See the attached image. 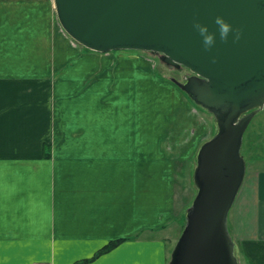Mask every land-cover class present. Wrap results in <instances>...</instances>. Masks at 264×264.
<instances>
[{"label": "crops", "instance_id": "obj_1", "mask_svg": "<svg viewBox=\"0 0 264 264\" xmlns=\"http://www.w3.org/2000/svg\"><path fill=\"white\" fill-rule=\"evenodd\" d=\"M130 51L77 43L54 0H0V264H169L187 207L165 147L194 105ZM250 163L228 224L240 264H264V163Z\"/></svg>", "mask_w": 264, "mask_h": 264}, {"label": "water", "instance_id": "obj_2", "mask_svg": "<svg viewBox=\"0 0 264 264\" xmlns=\"http://www.w3.org/2000/svg\"><path fill=\"white\" fill-rule=\"evenodd\" d=\"M59 21L82 45L161 53L193 74L173 79L210 111L216 133L198 149L197 194L169 264H240L228 216L246 173L244 133L264 108V0H54ZM223 15L241 33L204 48L194 27Z\"/></svg>", "mask_w": 264, "mask_h": 264}, {"label": "rangeland", "instance_id": "obj_3", "mask_svg": "<svg viewBox=\"0 0 264 264\" xmlns=\"http://www.w3.org/2000/svg\"><path fill=\"white\" fill-rule=\"evenodd\" d=\"M130 52H137L138 54L132 56L135 58H141L146 60L144 61L145 67L141 68L140 71H137L143 76H150L149 79L151 80L156 79L157 82L171 80L173 82V79H178L180 82H184L186 78H188V76L191 74V70L185 68L184 66L180 67L167 63L163 59L161 53H154L152 51L142 50H134ZM156 88L157 83H150L149 88L147 89L148 91L150 89L153 91ZM186 97H188L187 99L191 103V105L194 104V106H192V113L188 114V118L186 119V121L182 122L186 123L182 125H185L184 128H186L187 130H184L182 127L181 129L183 130L180 132L179 139L175 141V143L173 142L172 145L165 147L167 157L169 158L170 162L173 163V173H176L175 197L177 212H179L183 207L189 208L194 197L196 196L197 187L194 183L193 177L194 169L196 166V154L201 143L207 138L212 137L217 130L214 115L207 109L203 108L201 105L192 102L189 96ZM196 115L198 118H196ZM190 117H192L193 120H191ZM188 121L189 124H187ZM190 121H192V123H190ZM194 122H196V126ZM200 124H202L204 127L201 126L200 128ZM192 126L195 127V131L191 129ZM197 126L199 128H197ZM173 133L177 134L178 131L174 130L172 134ZM197 142L200 143L198 144ZM195 144L196 147L194 148ZM242 154L246 159L247 166H251L250 162L257 165H261L262 161L264 163V109L259 111L253 117L244 133ZM157 170L158 166L156 165V171ZM165 171V173H170V164L165 168ZM185 224L186 217L185 219H182V222L180 223L178 228L175 229L174 233H165V236L169 238L170 245L172 244L173 247L176 245L179 236L181 235L184 229Z\"/></svg>", "mask_w": 264, "mask_h": 264}, {"label": "clouds", "instance_id": "obj_4", "mask_svg": "<svg viewBox=\"0 0 264 264\" xmlns=\"http://www.w3.org/2000/svg\"><path fill=\"white\" fill-rule=\"evenodd\" d=\"M194 27L198 31L204 48L212 49L217 40L227 41L230 37L239 39L241 35L238 29H235L233 24L223 15H217L212 24L196 20Z\"/></svg>", "mask_w": 264, "mask_h": 264}, {"label": "trees", "instance_id": "obj_5", "mask_svg": "<svg viewBox=\"0 0 264 264\" xmlns=\"http://www.w3.org/2000/svg\"><path fill=\"white\" fill-rule=\"evenodd\" d=\"M118 242L117 241H112L111 243H108L104 248L101 249L100 252H106L107 250H110L113 248Z\"/></svg>", "mask_w": 264, "mask_h": 264}, {"label": "flooded vegetation", "instance_id": "obj_6", "mask_svg": "<svg viewBox=\"0 0 264 264\" xmlns=\"http://www.w3.org/2000/svg\"><path fill=\"white\" fill-rule=\"evenodd\" d=\"M190 75H192V73H191ZM190 75H189V76H190Z\"/></svg>", "mask_w": 264, "mask_h": 264}]
</instances>
